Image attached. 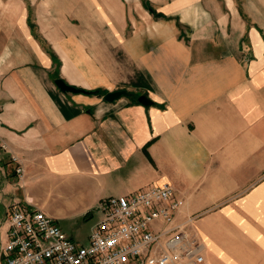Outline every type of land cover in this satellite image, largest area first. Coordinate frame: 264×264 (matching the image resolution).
Wrapping results in <instances>:
<instances>
[{
    "label": "crops",
    "instance_id": "crops-1",
    "mask_svg": "<svg viewBox=\"0 0 264 264\" xmlns=\"http://www.w3.org/2000/svg\"><path fill=\"white\" fill-rule=\"evenodd\" d=\"M163 184L202 264H264V0H0V244Z\"/></svg>",
    "mask_w": 264,
    "mask_h": 264
},
{
    "label": "built area",
    "instance_id": "built-area-1",
    "mask_svg": "<svg viewBox=\"0 0 264 264\" xmlns=\"http://www.w3.org/2000/svg\"><path fill=\"white\" fill-rule=\"evenodd\" d=\"M183 206L168 184L108 197L87 245H77L41 210L12 209L0 264H202L203 245L186 227L194 218L177 221Z\"/></svg>",
    "mask_w": 264,
    "mask_h": 264
},
{
    "label": "rangeland",
    "instance_id": "rangeland-1",
    "mask_svg": "<svg viewBox=\"0 0 264 264\" xmlns=\"http://www.w3.org/2000/svg\"><path fill=\"white\" fill-rule=\"evenodd\" d=\"M63 207L67 211L71 210L70 204H64ZM99 218L100 214L98 212H94L86 218L57 221L56 223L77 245H87L91 231L90 229L99 220Z\"/></svg>",
    "mask_w": 264,
    "mask_h": 264
},
{
    "label": "water",
    "instance_id": "water-1",
    "mask_svg": "<svg viewBox=\"0 0 264 264\" xmlns=\"http://www.w3.org/2000/svg\"><path fill=\"white\" fill-rule=\"evenodd\" d=\"M54 85L61 92H64V93H73V94L82 93V94H86V95L96 94V91H88V90L79 89V88H76L74 86L68 85L60 78L54 80ZM131 95L132 94L127 92L126 90H116V91L108 92V93L104 94L103 100L106 102L112 103L116 100H119L121 97H129ZM145 99H146L145 96H141L138 98V101L144 102Z\"/></svg>",
    "mask_w": 264,
    "mask_h": 264
},
{
    "label": "trees",
    "instance_id": "trees-1",
    "mask_svg": "<svg viewBox=\"0 0 264 264\" xmlns=\"http://www.w3.org/2000/svg\"><path fill=\"white\" fill-rule=\"evenodd\" d=\"M94 91H96V94H99L100 93V91H98V90H94ZM96 94H94V95H96Z\"/></svg>",
    "mask_w": 264,
    "mask_h": 264
}]
</instances>
